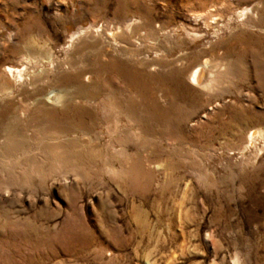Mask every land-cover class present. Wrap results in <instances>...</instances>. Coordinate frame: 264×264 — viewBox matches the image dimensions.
<instances>
[{
	"label": "rangeland",
	"instance_id": "374dc122",
	"mask_svg": "<svg viewBox=\"0 0 264 264\" xmlns=\"http://www.w3.org/2000/svg\"><path fill=\"white\" fill-rule=\"evenodd\" d=\"M0 264H264V0H0Z\"/></svg>",
	"mask_w": 264,
	"mask_h": 264
},
{
	"label": "bare ground",
	"instance_id": "6f19581e",
	"mask_svg": "<svg viewBox=\"0 0 264 264\" xmlns=\"http://www.w3.org/2000/svg\"><path fill=\"white\" fill-rule=\"evenodd\" d=\"M244 13H246L244 11ZM205 68H206V65H198L197 67H195L194 71L192 72V80L197 82L198 84L200 85H203V86H211L212 84V79H209L207 83H205V80H204V76H205ZM7 71L11 73V75H13V72L17 73L18 74V77L21 78L22 77V70L21 69H14L12 67H7ZM210 72V71H209ZM209 78V77H208ZM261 132V131H260ZM258 131L257 129L252 131L251 134H250V137L253 138L255 136V134H257ZM260 134V133H259Z\"/></svg>",
	"mask_w": 264,
	"mask_h": 264
}]
</instances>
